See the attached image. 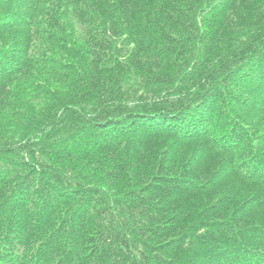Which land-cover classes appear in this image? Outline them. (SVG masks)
Returning a JSON list of instances; mask_svg holds the SVG:
<instances>
[{
	"label": "trees",
	"instance_id": "1",
	"mask_svg": "<svg viewBox=\"0 0 264 264\" xmlns=\"http://www.w3.org/2000/svg\"><path fill=\"white\" fill-rule=\"evenodd\" d=\"M0 264H264V0H0Z\"/></svg>",
	"mask_w": 264,
	"mask_h": 264
}]
</instances>
